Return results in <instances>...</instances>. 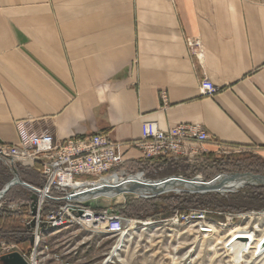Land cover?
<instances>
[{"label":"crops","instance_id":"obj_1","mask_svg":"<svg viewBox=\"0 0 264 264\" xmlns=\"http://www.w3.org/2000/svg\"><path fill=\"white\" fill-rule=\"evenodd\" d=\"M145 122L264 161V0H0V142L24 123L126 147Z\"/></svg>","mask_w":264,"mask_h":264},{"label":"built area","instance_id":"obj_2","mask_svg":"<svg viewBox=\"0 0 264 264\" xmlns=\"http://www.w3.org/2000/svg\"><path fill=\"white\" fill-rule=\"evenodd\" d=\"M217 92V87L210 81L200 82V97L212 98ZM16 130V144L0 142V163L12 176L17 173L16 168L21 167L35 168L39 177V185H28L38 192L35 217L30 215L27 222L32 248L26 253H20L15 245H6L4 242H0V248L3 256L18 253L26 264H71L49 246L50 238L67 229L75 228L109 236L122 235L124 230H131L137 222L120 215L117 209L123 207L96 210L86 207L85 203L127 194L128 190L120 188L133 184L132 178L139 176L146 181H154L147 179L146 175L161 172L169 164L193 162L212 155L230 156L244 151L217 144L215 150L209 152L205 145L212 142V139L202 126L195 124L182 123L161 131L156 123L145 122L141 125V139L126 147L99 134L89 138L56 141L49 133H30L24 123H17ZM126 149L137 151L139 157L126 160ZM169 178L182 177L173 176L161 180ZM168 194L161 193L140 199L147 200ZM30 203V200L10 201L7 207L19 215H24L27 210L30 214ZM3 204L5 201L2 197L0 210ZM48 205H52L53 209L45 212ZM188 217L187 214H178L170 220L175 225L186 224L189 222ZM32 219L33 228L30 227Z\"/></svg>","mask_w":264,"mask_h":264},{"label":"rangeland","instance_id":"obj_3","mask_svg":"<svg viewBox=\"0 0 264 264\" xmlns=\"http://www.w3.org/2000/svg\"><path fill=\"white\" fill-rule=\"evenodd\" d=\"M257 160L263 162L262 159L247 150L230 156L212 155L207 158H198L193 162L180 161L169 164L161 172L147 174L146 178L155 181L166 177L181 176L185 180L197 177L203 181L208 177L213 180L221 175L236 174H217V170L222 167L227 171H241L248 168V163ZM0 165L5 167L1 163ZM215 165L219 167L217 168ZM251 188H263L260 190V194H264L263 186H246L237 192L226 195L216 193H211V195L229 199V195L236 193L248 195ZM139 200L146 201L145 199ZM4 201L5 204L2 205L0 212L22 216L11 212L7 205L10 201L26 202V199L21 197L11 199L8 196L4 198ZM125 206L119 211L123 217L131 215V211L128 210L131 208L128 207L139 208L135 204L127 208ZM172 208L165 209L158 205L156 210H151L150 213L140 212L135 216H126L137 223L131 230H124L122 235L92 234L71 228L50 238L49 246L53 252L62 254L63 258L71 264H264V208L245 212L244 210L232 211L230 210L233 208L231 206V208L218 211L191 213L187 214L189 216L188 223H178L177 225L173 224L170 219L184 213L179 210L171 212ZM210 225L215 226L214 234L208 235L201 232L203 228ZM241 228H244L245 231L242 232L241 246L238 251H235V248L233 251L235 243L230 244V239L235 237ZM0 242H4L6 245H15L16 250L20 252L14 241L0 239ZM120 246L122 249L118 251ZM2 256L0 248V257ZM119 257L121 263L118 262ZM235 257H238L239 260Z\"/></svg>","mask_w":264,"mask_h":264},{"label":"trees","instance_id":"obj_4","mask_svg":"<svg viewBox=\"0 0 264 264\" xmlns=\"http://www.w3.org/2000/svg\"><path fill=\"white\" fill-rule=\"evenodd\" d=\"M216 147L217 143H213ZM229 164V163H226ZM239 165V162H237ZM217 168L218 165H215ZM248 168L241 171H227L225 169L217 170L218 173H236V174H250L253 176L264 177V161H256L248 163ZM225 167V166H224ZM256 168V170H254ZM17 175L21 182L37 186L40 184L39 177L36 173L35 168H16ZM262 171V172H261ZM12 179V174L3 166L0 165V190ZM212 178H204L205 181H210ZM263 188H251L248 195H240L236 193L234 195H229V199H224L219 195H211V193L206 194H188L181 193L180 195H162L146 201L139 200L137 202L130 203L125 206L127 208L130 205L135 204L139 207L134 209L133 207H128L131 211V215L135 216L140 212H152L151 210H156L157 206L160 205L162 208L170 209V211L179 210L184 214H198L207 211H218L225 208H231L230 210H244L245 212L253 209L264 208V194H260V190ZM10 196L11 199H16L21 197L23 199L29 200L30 192L20 186H13L4 195V198ZM188 208V209H187ZM53 209L52 205H48L45 208V212ZM122 209V208H121ZM121 209H117L120 211ZM98 210V209H96ZM134 213V214H132ZM168 213V212H167ZM131 215H124L125 218L131 217ZM168 215V214H167ZM127 216V217H126ZM166 216V215H165ZM30 220V214L28 210L22 216H16L0 212V239H8L14 241L19 247L21 253H26L32 248V240L29 236V229L27 222Z\"/></svg>","mask_w":264,"mask_h":264},{"label":"bare ground","instance_id":"obj_5","mask_svg":"<svg viewBox=\"0 0 264 264\" xmlns=\"http://www.w3.org/2000/svg\"><path fill=\"white\" fill-rule=\"evenodd\" d=\"M172 179V178H169ZM163 180L157 181H146L141 179L139 176L136 178H132V183L129 187L124 188L123 186L120 188L121 190H132L137 196L140 198H148L151 196H157L161 193H216L220 195H226L232 192H237L246 186H264V183L261 182L259 179L252 178L251 176H231V175H221L219 177L214 178L213 180L204 184L203 179L200 177L194 178L192 180H185L183 178H178L177 180H170L167 183H160ZM241 228L238 230V233L235 237L230 239V244L235 243L233 247L236 249L235 251L239 250L241 246L242 232H245ZM125 232V231H124ZM202 233L214 234L215 233V226L210 225L206 226L202 229ZM259 243H262L259 241ZM122 247L118 249L121 250ZM239 253V252H238ZM239 260L238 257H235ZM118 262L121 263L120 257ZM124 263V262H123ZM126 264V263H124Z\"/></svg>","mask_w":264,"mask_h":264},{"label":"water","instance_id":"obj_6","mask_svg":"<svg viewBox=\"0 0 264 264\" xmlns=\"http://www.w3.org/2000/svg\"><path fill=\"white\" fill-rule=\"evenodd\" d=\"M231 176H251L252 178H255V179L257 178L261 182L264 183V178L260 176H253L250 174H233ZM170 180H174V179H168L160 183H165V182L167 183ZM206 183L207 182L204 181V184ZM13 186H21L27 189L31 193L29 197V200L31 202L30 203V215L32 218H34L36 214V204L38 200V196H37L38 192L32 189L30 186L26 185L25 183L21 182L17 173H13L12 179L7 184H5L4 187L0 190V198L4 197V195ZM118 192L123 193L121 191H118ZM206 193H198V194H206ZM139 199L140 197L137 196L132 190L129 189L127 194L119 195L114 199L100 198L98 200L85 203V206L91 209H116V208L124 207L130 202L138 201ZM33 226H34V220L32 219V221L30 222V227L33 228ZM0 264H26V262L23 260V258L18 253H11V254L0 257Z\"/></svg>","mask_w":264,"mask_h":264}]
</instances>
